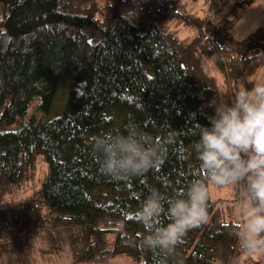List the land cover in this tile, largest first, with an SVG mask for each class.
Instances as JSON below:
<instances>
[{
	"label": "trees",
	"instance_id": "obj_1",
	"mask_svg": "<svg viewBox=\"0 0 264 264\" xmlns=\"http://www.w3.org/2000/svg\"><path fill=\"white\" fill-rule=\"evenodd\" d=\"M195 1L0 0V264H108L118 254L252 264L232 234L241 222L223 216L211 184L207 222L171 256L144 248L132 214L149 189L184 191L196 178V129L264 68V28L239 40L233 31L256 0H213L206 16ZM60 82L62 113L36 121ZM128 123L167 136V155L115 181L89 142Z\"/></svg>",
	"mask_w": 264,
	"mask_h": 264
},
{
	"label": "clouds",
	"instance_id": "obj_2",
	"mask_svg": "<svg viewBox=\"0 0 264 264\" xmlns=\"http://www.w3.org/2000/svg\"><path fill=\"white\" fill-rule=\"evenodd\" d=\"M234 92L230 103L214 102L209 125L196 129L193 145L199 168L184 191L151 188L133 210L142 226L145 249L171 256L187 233L208 220L209 184L239 189L244 222L232 234L241 251L264 255V78ZM167 136L157 140L136 123L106 131L89 142L102 172L115 181L142 176L160 167Z\"/></svg>",
	"mask_w": 264,
	"mask_h": 264
},
{
	"label": "rangeland",
	"instance_id": "obj_3",
	"mask_svg": "<svg viewBox=\"0 0 264 264\" xmlns=\"http://www.w3.org/2000/svg\"><path fill=\"white\" fill-rule=\"evenodd\" d=\"M212 1L213 0H196L194 4L195 13L202 16H206L207 14H209V10L212 9ZM227 12L228 9L224 8L221 15L218 16L221 18L226 17ZM216 16L214 18H216ZM215 20H218V18H216ZM259 27L264 28V0H256L253 6L235 22L233 30L234 36L237 40L243 39ZM211 69L213 70V68ZM260 78H264V68L257 74L255 80ZM67 94V87L65 86V84L60 82L56 89L55 101L52 108L48 111V113L36 109V121H45L46 119H52L59 116L65 107ZM31 192L18 197V199L23 196L25 197L29 195ZM211 195L213 199L219 201L218 208L225 218L240 221L241 223L244 222L245 218L241 214L242 210L240 207V200L236 188L226 187L222 190H217L212 186ZM247 256H249L248 259L252 264H264V255L253 254L250 256L247 254ZM40 261L38 260L37 263L40 264ZM108 264H135V262L130 256L126 254H118L112 257L109 260Z\"/></svg>",
	"mask_w": 264,
	"mask_h": 264
},
{
	"label": "built area",
	"instance_id": "obj_4",
	"mask_svg": "<svg viewBox=\"0 0 264 264\" xmlns=\"http://www.w3.org/2000/svg\"><path fill=\"white\" fill-rule=\"evenodd\" d=\"M216 7H218V6L216 5ZM216 7H215V8H216Z\"/></svg>",
	"mask_w": 264,
	"mask_h": 264
}]
</instances>
